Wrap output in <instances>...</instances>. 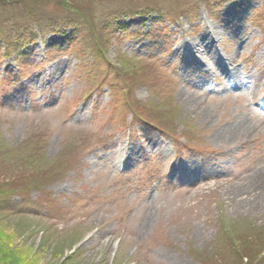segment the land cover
I'll use <instances>...</instances> for the list:
<instances>
[{
    "label": "rangeland",
    "instance_id": "374dc122",
    "mask_svg": "<svg viewBox=\"0 0 264 264\" xmlns=\"http://www.w3.org/2000/svg\"><path fill=\"white\" fill-rule=\"evenodd\" d=\"M76 6L143 11L113 38L82 31ZM28 15L81 26L22 41L24 57L0 43V148L19 166L0 181L15 204L23 176L36 206L0 211V264H264V196L235 211L245 197L231 194L264 177V0H0L2 25ZM215 56L245 74L235 89ZM240 124L239 140L211 141Z\"/></svg>",
    "mask_w": 264,
    "mask_h": 264
},
{
    "label": "trees",
    "instance_id": "16d2710c",
    "mask_svg": "<svg viewBox=\"0 0 264 264\" xmlns=\"http://www.w3.org/2000/svg\"><path fill=\"white\" fill-rule=\"evenodd\" d=\"M76 8H78L76 6ZM140 9V8H138ZM77 10L79 11H86L85 12V18L88 20V25L85 24V26H82L76 21L73 20L71 23H69V27H72V25L74 26V24L76 25L79 24L78 26H81V30H85L89 33H91V31L88 29L89 26L93 25L94 22L95 24H97V26L99 27V24L101 25V29L107 31L108 27L111 24H114V27L117 26L119 27V24L116 22L118 21L119 17L121 15H124L126 13H130L133 12L134 10H123V11H119V10H115V11H109V12H104V14H102V16L100 18H98L96 16V14H93V9H91L90 7L88 8L87 6H82L81 8H78ZM78 11V12H79ZM115 12H117L115 15ZM22 18V17H20ZM43 17H39V19H37L34 15H28L26 18H22L24 19L26 22L23 24V27L21 25H16L15 21H12V25H10V22L8 21L6 23L5 21V25H2L3 22H0V43L3 45L2 51L4 53L5 56L11 55L13 53L16 52L17 50V55H21L20 52V47L22 45V41H29V39L35 40L37 36H39L40 34L42 36L45 35V33L47 34H62L63 31L66 28H69L67 25H63L61 22L64 21H57L52 23V21L49 20H45L42 19ZM68 20L70 19L69 17L67 18ZM95 19V20H94ZM94 21V22H93ZM92 22V24L90 23ZM50 23V24H49ZM86 23V22H85ZM10 25L9 26L7 25ZM3 26V27H1ZM22 57H24L23 55H21ZM25 58H23L24 60ZM21 64V63H20ZM22 66H20V68L22 70L26 69V66L23 64H21ZM21 70V71H22ZM3 152V148H0V173L3 172L4 170H11L12 167H14V170L16 169V167L18 168L19 166L12 162L11 158L8 157V155H6ZM33 155H29L26 156L23 155L20 157V162H18L20 164L21 167H24L25 164H33L32 163V159H33ZM15 159V158H14ZM11 161V162H10ZM30 162V163H29ZM25 163V164H24ZM40 167H37L35 171H37ZM23 171H27L24 168H21ZM34 172V171H33ZM16 178V177H15ZM18 182L17 184H14V187L11 188L13 191L15 190V193L13 194V196H17L19 198L22 199V202L18 200L17 203H12L10 201V198L7 197V193H5L6 191H4V189L6 188V186H3L4 182L7 181H11L10 184L12 183V181H14V179L11 180H3L0 181V211H4V210H10V211H14L16 212V210H18V208L20 209H26V208H35L36 206L34 205V203H32L30 196L28 195L29 193L27 191L24 190V185H23V181H24V177L22 176H18ZM10 194V193H9ZM29 196V197H28ZM15 205V206H14ZM17 213V212H16Z\"/></svg>",
    "mask_w": 264,
    "mask_h": 264
},
{
    "label": "bare ground",
    "instance_id": "6f19581e",
    "mask_svg": "<svg viewBox=\"0 0 264 264\" xmlns=\"http://www.w3.org/2000/svg\"><path fill=\"white\" fill-rule=\"evenodd\" d=\"M225 11L224 12H225L226 16H228V14H230V12H231V9L225 10ZM209 37L210 36H208V34H206V33H205V35H203V38L206 39V42L204 43L206 48H208L212 44V42L209 41ZM201 41H202V39L196 41V44L200 45L199 42H201ZM202 47H203V43L201 44V48ZM186 50H189V49L186 48ZM196 51H197V47H195V48L193 47V51H189V53H190L189 55L194 56L193 53H196ZM190 62H192L194 64H197V59H195L193 57V59ZM223 64H224L223 61H221L218 58H216L215 59V71L219 73V76L222 77L225 80V82L229 83V81H233L234 78H233L231 73H226L225 71L224 72L222 71V69L220 67ZM261 87L264 88V84H262ZM180 100H181V102L184 101V100L187 101L188 103L193 102L192 103L194 105L193 107H195L196 105L200 104V102L197 99L195 100L192 95L187 96V97L185 96V94L181 95ZM193 107H190V110H192L191 112L195 113L196 110H198V109H197V107H195V108H193ZM246 128H247V126L245 124H240L238 127H235V128H229L228 130H224L223 129L221 131H218L213 136L211 141L216 142V144L217 143L219 144V142L220 143H224V142L230 143L233 140H239L241 134L243 133V131ZM148 142H149V140L145 141V143H148ZM121 155H122V152L120 153V155H118L117 164L121 160L120 159ZM259 173L254 174V176H253L254 179L252 178L253 181H250L249 183H247L245 185H242V187H234V188H232L231 194H233L234 196H238V197H245V198H243V200H241L239 202V204H235L232 209H234L237 205H241L243 203L250 207L252 205V203H254V200L260 199L262 196H264V177L261 178ZM262 173H264V169L262 170ZM250 199H252V200H250ZM234 210L236 211L238 209H234Z\"/></svg>",
    "mask_w": 264,
    "mask_h": 264
}]
</instances>
